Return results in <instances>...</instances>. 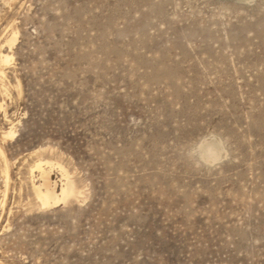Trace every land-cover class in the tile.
<instances>
[{
    "label": "rangeland",
    "instance_id": "374dc122",
    "mask_svg": "<svg viewBox=\"0 0 264 264\" xmlns=\"http://www.w3.org/2000/svg\"><path fill=\"white\" fill-rule=\"evenodd\" d=\"M0 49V264H264V0H0Z\"/></svg>",
    "mask_w": 264,
    "mask_h": 264
},
{
    "label": "bare ground",
    "instance_id": "6f19581e",
    "mask_svg": "<svg viewBox=\"0 0 264 264\" xmlns=\"http://www.w3.org/2000/svg\"><path fill=\"white\" fill-rule=\"evenodd\" d=\"M16 39L17 32H13L12 35L9 36V38L6 40V44L11 48L12 45L15 43ZM11 60L12 56L8 53L2 52L0 49V64L8 65ZM4 74V70L0 68V77L5 76ZM1 133L3 139L12 138L16 133L15 123L10 121L9 128L6 130L4 129V131H2ZM1 147L0 156L3 157L5 162V166L2 171L5 187L3 191V196L5 197L11 178L7 159ZM44 151V148L39 147L38 149H35L31 152V155H36L37 158L29 166V176L31 181V193L33 195L35 204L41 209H48L57 206L59 203H66L70 199L77 198L83 192L76 185L75 180L72 178L73 175H70L71 172L69 173L68 169L65 168L66 166H63L61 162H58L59 160L52 161L51 158L50 160L48 158L43 157L42 152ZM54 169H56L61 176V184L59 189L56 188L57 181L52 180L51 177V172Z\"/></svg>",
    "mask_w": 264,
    "mask_h": 264
},
{
    "label": "clouds",
    "instance_id": "9594fccd",
    "mask_svg": "<svg viewBox=\"0 0 264 264\" xmlns=\"http://www.w3.org/2000/svg\"><path fill=\"white\" fill-rule=\"evenodd\" d=\"M222 158L223 156H218L211 160H208V159L202 160L200 161V163H203L204 165L209 166V167H214L222 161Z\"/></svg>",
    "mask_w": 264,
    "mask_h": 264
}]
</instances>
